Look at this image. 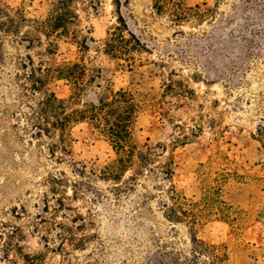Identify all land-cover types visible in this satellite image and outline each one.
<instances>
[{"label": "rangeland", "instance_id": "rangeland-1", "mask_svg": "<svg viewBox=\"0 0 264 264\" xmlns=\"http://www.w3.org/2000/svg\"><path fill=\"white\" fill-rule=\"evenodd\" d=\"M54 1L0 0V7L41 20ZM183 3L204 17L175 24L152 0H76V29L92 39L88 49L69 37L51 40L53 64L81 63L92 77L85 87L46 82L69 111L109 91L135 94L132 141L155 154L149 168L133 167L115 181L103 171L118 155L88 123L71 129V155L62 161L48 154L49 140L33 136L23 116L42 95L20 94L18 64L27 54L37 64L47 40L27 51L3 37L0 264H210L191 251V234L221 250L219 264H264V0ZM116 7L146 49L131 66L104 53L119 24ZM168 162L171 180L157 169ZM170 183L199 209L209 203L194 231L165 218Z\"/></svg>", "mask_w": 264, "mask_h": 264}, {"label": "trees", "instance_id": "trees-1", "mask_svg": "<svg viewBox=\"0 0 264 264\" xmlns=\"http://www.w3.org/2000/svg\"><path fill=\"white\" fill-rule=\"evenodd\" d=\"M76 0H55L52 8L44 19L26 18L20 10L10 11L0 7V43L3 37L11 36L18 43L27 44L25 50L30 51L35 44H41V36L47 40V47L37 55L38 62L34 63L30 55L19 58V72L25 83L19 85L20 94L34 99L42 95L41 99L34 101V105H26L29 110L24 118L31 123L33 136L38 139L49 140L48 154L57 161H62L64 156L71 155V129L80 123H88L92 129L108 138L118 155V159L103 171L105 178L118 180L122 173L135 167L138 171L149 168L152 164L154 149L147 146L140 150L132 141V125L137 118L138 105L135 94L131 91L120 89L109 91L100 97L96 103L84 105L82 109L68 110V101L59 99L54 93L45 91L46 82L51 78L67 80L75 87H85L92 80L89 69L81 63L62 62L53 64L52 61L57 51V44L52 38H67L75 42L80 49H88V39L77 29L78 14L74 9ZM157 14H166L170 21L178 24L184 21H199L204 17L200 7L188 8L183 0H152ZM94 5V4H93ZM93 5H91L93 7ZM119 21L105 43L104 53L112 59H120L131 66L132 55L145 49L141 41L129 31L128 26L121 16L120 8L116 7ZM22 28H28L21 33ZM18 38V39H17ZM2 47V45H1ZM89 80V81H88ZM167 180L172 179L173 171L171 162L165 163L160 168ZM54 182H63L62 178L52 177ZM168 202L163 203L166 210L165 218L171 223H186L194 231L204 218L205 210L211 211L209 203H205V210L199 205L184 197L176 187L170 183L167 190ZM219 214L226 208L222 201H217ZM192 250L196 255L207 257L210 264H219L224 258L221 250L215 246L207 245L196 235H190Z\"/></svg>", "mask_w": 264, "mask_h": 264}]
</instances>
